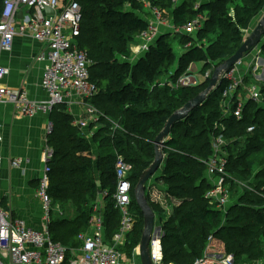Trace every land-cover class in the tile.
<instances>
[{
	"label": "trees",
	"instance_id": "16d2710c",
	"mask_svg": "<svg viewBox=\"0 0 264 264\" xmlns=\"http://www.w3.org/2000/svg\"><path fill=\"white\" fill-rule=\"evenodd\" d=\"M67 0H64V2ZM81 10L80 35L77 44L90 60V81L98 92L90 102L105 115L92 135L96 146L93 159L91 143L73 125V117L59 105L50 113L51 130L47 143L53 149L49 161L48 195L52 203H70L74 217L66 220L52 215L49 230L55 241L69 249L79 247L78 235L88 230L93 206L101 192L105 233L117 232L120 218L113 208L116 187L115 162L118 156L131 164L129 180L131 212L134 226L121 248L128 258L137 248L143 228V215L134 198V187L142 171L154 157V139L167 118L188 100L200 93L209 79L193 86L162 82L169 78L175 84L191 64L202 63L199 74L230 57L245 39V30L264 13V0H182L173 6L171 0H148L164 10L175 27L182 26L198 14L202 25L191 37L176 34L181 53L170 43L171 33L157 37L154 45L131 63L135 37L147 27V12L137 0H75ZM197 5V7H195ZM2 0H0V12ZM142 13L145 18L141 16ZM190 43L185 48L184 45ZM264 48V47H263ZM264 50V49H263ZM173 76L167 77L169 71ZM264 94V85L262 86ZM221 92L215 89L187 116L176 122L163 143L164 161L159 175L151 181L161 183L165 204L154 202L145 186V197L162 229V253L165 262L193 264L208 242L215 238L226 253L241 260L264 259V118H252L247 110L240 119L225 118L220 108ZM255 109V116H260ZM251 112V111H250ZM107 117V118H106ZM112 122L119 128L112 130ZM214 122L225 126L230 144L227 165L229 194L232 200L223 216L204 194L210 185L204 180V164L210 153L209 135ZM256 124V130L246 128ZM218 131V130H216ZM241 184H240V183ZM237 192L233 200V190ZM236 194V192H235ZM61 204V205H62ZM165 207H170L167 212ZM140 264V261H139Z\"/></svg>",
	"mask_w": 264,
	"mask_h": 264
},
{
	"label": "built area",
	"instance_id": "2783aa9c",
	"mask_svg": "<svg viewBox=\"0 0 264 264\" xmlns=\"http://www.w3.org/2000/svg\"><path fill=\"white\" fill-rule=\"evenodd\" d=\"M147 12V27L135 37L133 56L144 55L154 45L158 36L164 33L185 34L193 37L197 29L202 25L204 16L198 14L192 20L185 22L180 27H175L173 22L157 5L148 0H137ZM173 6H178L182 0H171ZM197 7V5L195 6ZM45 8H51L54 13L47 14ZM21 17L18 18V12ZM81 10L75 0H2L0 12V53L10 51L14 37L30 36L35 41L43 44L42 50L36 55L37 61L45 62L41 77V86L47 94L45 100L31 99L24 88L12 89L1 85V80L7 73L6 67L0 65V104L12 105L15 112L21 116H34L38 113L49 114L63 104L71 95L80 98L85 109V117L78 122L80 127L89 123H95L101 113L91 102L98 89L90 81V60L87 52L80 48L76 42L80 35ZM253 26L245 30V38ZM190 43L184 45L187 48ZM264 35L258 45L247 52L244 57L228 71L224 72L218 82L221 92L222 115L225 118L240 119L247 110L246 104L251 102L253 108L249 110L252 118H264ZM132 56V55H131ZM194 64L180 75L175 84L169 78L162 82L177 86H193L202 79L210 78V71L201 74H193ZM195 71V70H194ZM173 71L167 73V77L173 76ZM201 79L198 82L197 77ZM245 82L250 87L245 88ZM261 109L255 116L254 110ZM251 111V112H250ZM107 118V117H106ZM214 130L209 135L211 153L204 164L203 178L210 185L204 194L209 202L221 210L223 216L230 207L229 184L227 178V165L230 156L229 144L234 139L226 138L225 126L220 122H214ZM256 124L246 128L248 133L256 130ZM119 128L112 122V130ZM51 130L49 124L48 131ZM218 130V131H216ZM163 148V145H162ZM43 170L39 178L38 199L40 204V222L38 226L29 225L20 217H13L8 209L0 202V264H139L138 247L132 252V257L127 259L121 248L127 240V235L134 226L135 218L130 208V191L132 189L129 173L132 169L130 163L118 156L115 162L116 187L112 194L113 208L120 213V225L111 238L105 233L103 216L101 215V196L107 195L101 192L93 206V213L89 218L88 230L78 235L80 246L67 248L55 241L49 230L53 213L58 212L52 205L48 195L49 186V161L53 156V149L46 146L43 151ZM164 157V154H163ZM28 163L29 159H14L12 166L17 167L21 162ZM1 167V158H0ZM151 181V180H150ZM148 182L147 192L152 201L155 200L152 181ZM157 182H154L156 184ZM240 183V182H239ZM241 184V183H240ZM154 193H151V192ZM157 194V193H155ZM160 194L158 196L160 197ZM164 205V203L162 204ZM168 207H165L167 209ZM162 229L158 226L150 239L149 249L152 264H173L165 262L162 253ZM218 243L220 249L214 247ZM214 247L215 249H209ZM218 250V253L215 251ZM215 252V253H214ZM215 256V259L212 258ZM256 260L254 262H257ZM246 262H244L245 264ZM193 264H237L233 254L224 251L221 242L208 237V242L202 255L195 259ZM241 264V263H240Z\"/></svg>",
	"mask_w": 264,
	"mask_h": 264
},
{
	"label": "crops",
	"instance_id": "0c3cea01",
	"mask_svg": "<svg viewBox=\"0 0 264 264\" xmlns=\"http://www.w3.org/2000/svg\"><path fill=\"white\" fill-rule=\"evenodd\" d=\"M200 1L205 3L209 0ZM42 47L43 44L30 36H15L11 50L0 53V65L7 70L1 85L12 89L24 88L31 99L45 100L47 94L41 86L45 62L36 60ZM193 68L196 71V64ZM61 106L73 117L72 124L90 141L95 160L96 146L92 143V135L99 125H78L85 117V109L79 97L71 95ZM49 124L50 113L21 116L12 105L0 104V202L13 217H20L36 227L41 214L37 191L44 166L42 154L46 146H49ZM14 159H29V162L22 161L14 167Z\"/></svg>",
	"mask_w": 264,
	"mask_h": 264
},
{
	"label": "water",
	"instance_id": "95a60500",
	"mask_svg": "<svg viewBox=\"0 0 264 264\" xmlns=\"http://www.w3.org/2000/svg\"><path fill=\"white\" fill-rule=\"evenodd\" d=\"M45 12L47 14L54 13L51 8H45ZM20 15L21 11L18 12L17 16L20 17ZM263 35L264 13L258 18L257 22L252 27V30L249 32L248 36L244 39L234 54L213 68L208 80V84L204 90L188 100L181 108L174 111L167 118L161 131L156 135L154 139L153 161L146 169L142 171L134 187V198L143 215V228L138 244V256L140 264H152L149 244L151 235L156 229H158V226L155 225L154 213L145 197V186L163 164L164 157L162 145L165 141V138L168 136L170 129L176 122L184 119L191 110L201 104L218 87V82L221 75L228 71L233 65L238 63L247 52L258 45Z\"/></svg>",
	"mask_w": 264,
	"mask_h": 264
},
{
	"label": "rangeland",
	"instance_id": "374dc122",
	"mask_svg": "<svg viewBox=\"0 0 264 264\" xmlns=\"http://www.w3.org/2000/svg\"><path fill=\"white\" fill-rule=\"evenodd\" d=\"M139 14H141V16H143L144 18H145V15H143L142 13H139ZM146 18H148V15H147V17ZM258 18L259 17H257V18H255L254 20H253V23H252V25L254 26V24L257 22V20H258ZM169 33V32H168ZM172 34H174L173 32H171ZM170 43H171V46H172V48H173V50L176 52V54H180L181 53V51H182V48L180 47V45H179V43H178V41H177V39L173 36V35H171L170 36ZM130 46V48H131V50H134V48H135V44L134 43H132L131 45H129ZM131 57H130V59H129V61L131 62V63H133V62H135V61H137L140 57H141V55H138V56H133V54L131 53ZM202 68H203V64L202 63H197L196 64V71H194V68H192V70H193V74L195 75H199V73L201 72V70H202ZM197 79H198V82H199V80L201 79V77L200 76H198L197 77ZM195 84V83H194ZM193 84V85H194ZM244 87L245 88H249L250 87V85H249V82H245V85H244ZM159 171H160V168L158 169V171L156 172V175L155 176H157V175H159L160 173H159ZM151 182V181H150ZM154 182H157L156 180L155 181H152V184H153V186H151V188H150V191L151 190H153L154 189V192L155 193H157V194H155L153 191L151 192V193H154V196L156 197V198H154L155 200H158L160 203H161V205L164 203L165 204V201H166V198L164 197V193L161 191L162 189H161V183H156V184H154ZM149 184V183H148ZM153 188V189H152ZM240 189H238L237 188V191H236V189H234L233 190V192H234V194L232 195V197H233V200L234 199H236V195H237V192H241V191H239ZM235 192H236V194H235ZM159 193H161L160 194V197L158 196V194ZM232 202V200H230V203ZM62 203H52V205L53 206H55L57 209H59V211L58 212H56L55 213V217H62V218H64V219H66V220H71L73 217H74V213H75V207L74 206H72V204H70V203H64V204H62ZM170 207H168L167 208V212L168 211H170ZM117 217L118 218H120V213L117 211ZM213 244H214V247H216V248H219L220 249V245L218 244V243H215V242H213ZM138 247V246H137ZM214 247H212L211 246V248H209V249H215ZM216 253H218V250H216L215 251ZM214 252V253H215ZM126 257V256H125ZM127 259H130V258H128V256L126 257ZM212 258L213 259H215V256H212ZM254 261H256V260H246L245 258H243L242 260H241V264H244V262H246L245 264H264V259L263 260H259V261H257V262H254Z\"/></svg>",
	"mask_w": 264,
	"mask_h": 264
}]
</instances>
